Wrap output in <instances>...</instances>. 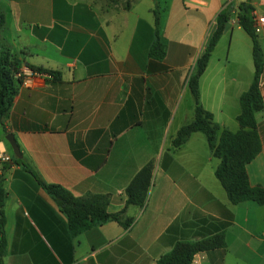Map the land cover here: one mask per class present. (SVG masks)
Instances as JSON below:
<instances>
[{
	"label": "crops",
	"instance_id": "0c3cea01",
	"mask_svg": "<svg viewBox=\"0 0 264 264\" xmlns=\"http://www.w3.org/2000/svg\"><path fill=\"white\" fill-rule=\"evenodd\" d=\"M241 1L0 0V35L24 75L0 124V150L11 158L0 162L3 264H155L176 241L219 231L225 246L195 253L190 264H264V204L228 200L214 173L219 159L202 132L172 145L194 117L188 78L216 16ZM252 4L254 15L264 11V0ZM154 11L162 59L149 55ZM257 37L264 55V26ZM254 70L251 37L234 11L198 81L200 104L221 128H239V96ZM260 91L254 117L261 150L245 167L249 183L264 187V68ZM152 159L145 204L126 207L127 227L107 220L74 236L39 183L59 184L76 197L107 194L115 212L134 174Z\"/></svg>",
	"mask_w": 264,
	"mask_h": 264
},
{
	"label": "trees",
	"instance_id": "16d2710c",
	"mask_svg": "<svg viewBox=\"0 0 264 264\" xmlns=\"http://www.w3.org/2000/svg\"><path fill=\"white\" fill-rule=\"evenodd\" d=\"M253 10L252 0H242L236 6L232 3L226 4L217 14L211 36L197 57L188 78V87L194 102V117L177 130L172 139V145L174 147L180 146L186 142L193 132H202L206 137L211 154L219 159L214 173L225 190L228 200L232 204L252 200L261 205L264 204V187L249 183L245 167L261 150V140L254 114L263 105L260 76L264 68V55L257 33L254 31L255 15ZM234 11L238 24L251 37L255 70L248 89L239 96L240 112L237 115L239 128L236 131H231L221 128L214 122L212 114L200 104L198 81L214 46ZM4 22V15L0 11V33ZM154 28V40L149 47V55L162 59L165 55V46L160 40L157 11H154ZM21 66L22 61L10 52L9 46L0 35V124H2V117L7 112L17 92L15 84L22 81L23 76L18 75ZM27 66L33 72L55 75V71L50 69L32 65ZM153 169L154 160L152 159L134 174L124 190L126 195L124 207L115 212L108 210L109 195L107 194H90L84 197H76L59 184L46 183L41 180H39V183L64 213L69 229L72 235L75 236L107 220H116L125 227L129 226L132 218L124 215L125 209L128 205L142 207L145 204L152 182ZM4 198L5 192L0 179V264H3L4 254ZM224 246V231L196 240H178L168 252L158 257L155 264H190L195 253L223 248Z\"/></svg>",
	"mask_w": 264,
	"mask_h": 264
},
{
	"label": "built area",
	"instance_id": "2783aa9c",
	"mask_svg": "<svg viewBox=\"0 0 264 264\" xmlns=\"http://www.w3.org/2000/svg\"><path fill=\"white\" fill-rule=\"evenodd\" d=\"M254 20H255L254 31L255 33L258 34L262 29V27L264 26V11L259 15H255ZM18 75L24 76L22 71H20V74ZM10 160H11L10 155L6 151L0 150V162H8Z\"/></svg>",
	"mask_w": 264,
	"mask_h": 264
},
{
	"label": "water",
	"instance_id": "95a60500",
	"mask_svg": "<svg viewBox=\"0 0 264 264\" xmlns=\"http://www.w3.org/2000/svg\"><path fill=\"white\" fill-rule=\"evenodd\" d=\"M5 139L8 141L16 157H21L19 146L11 133L6 134Z\"/></svg>",
	"mask_w": 264,
	"mask_h": 264
},
{
	"label": "rangeland",
	"instance_id": "374dc122",
	"mask_svg": "<svg viewBox=\"0 0 264 264\" xmlns=\"http://www.w3.org/2000/svg\"><path fill=\"white\" fill-rule=\"evenodd\" d=\"M202 137H203V139H205V138H204L205 135H204L203 133H202ZM202 143L204 144V141H202ZM213 158H214L215 160L217 159V158H215L214 156H212V159H213Z\"/></svg>",
	"mask_w": 264,
	"mask_h": 264
}]
</instances>
